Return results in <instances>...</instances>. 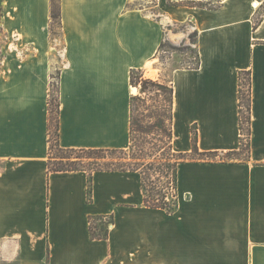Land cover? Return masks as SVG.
Here are the masks:
<instances>
[{
  "label": "crops",
  "instance_id": "0c3cea01",
  "mask_svg": "<svg viewBox=\"0 0 264 264\" xmlns=\"http://www.w3.org/2000/svg\"><path fill=\"white\" fill-rule=\"evenodd\" d=\"M52 8L0 0V264H264V0H59L55 36ZM193 31L198 67L161 49ZM133 68L173 85L176 151L194 132L202 151L240 149L251 71L248 159L181 162L172 213L145 204L139 171H95L89 201L86 171L49 170L55 73L60 145L128 148ZM92 215L113 217L107 238Z\"/></svg>",
  "mask_w": 264,
  "mask_h": 264
},
{
  "label": "trees",
  "instance_id": "16d2710c",
  "mask_svg": "<svg viewBox=\"0 0 264 264\" xmlns=\"http://www.w3.org/2000/svg\"><path fill=\"white\" fill-rule=\"evenodd\" d=\"M195 3V2H191ZM195 4L215 7L212 3L196 2ZM259 20H256L258 24ZM60 26L59 0H53L51 15V33ZM194 44L197 40V31L190 34ZM168 46L178 49L171 42H162L161 49ZM166 50V49H165ZM197 63L191 67H198ZM130 83L138 88L137 94L131 95V128L130 146L127 148H65L60 145V112L61 99L59 87V71L53 77L48 97V133H49V170L76 171L83 170L89 174L88 200H92L93 174L100 170H135L142 174V187L145 194V204L150 207L166 209L172 213L177 204V169L178 165L186 160H247L250 154L252 132V78L251 71L241 72L239 76V113L241 130V147L239 150L228 152L202 151L197 144V137L193 134V148L191 151H176L173 145L174 120V87L162 79L146 77L143 70L133 68L130 72ZM135 90V89H134ZM137 90V89H136ZM135 90V91H136ZM162 102V104H161ZM163 105V110L160 106ZM137 106L143 107L142 116L154 118L151 124H140L135 116ZM146 112V114H144ZM141 133V134H138ZM160 135L163 138H160ZM58 148L64 153L57 161L51 162V152ZM162 150V151H161ZM150 171L158 172L168 178V182L159 185L149 180ZM148 172V173H147ZM153 172V173H154ZM171 173V178L169 174ZM107 218V220L105 219ZM90 220V234L93 239L107 238L113 217L105 215H92Z\"/></svg>",
  "mask_w": 264,
  "mask_h": 264
},
{
  "label": "rangeland",
  "instance_id": "374dc122",
  "mask_svg": "<svg viewBox=\"0 0 264 264\" xmlns=\"http://www.w3.org/2000/svg\"><path fill=\"white\" fill-rule=\"evenodd\" d=\"M175 28L177 29V30H180V29H182L183 28V26L182 25H180V26H175ZM2 28H1V25H0V40L2 39V36H3V32H2V30H1ZM58 27H56L55 28V34H52V35H56V34H58ZM191 34V33H190ZM4 37H5V34H4ZM167 43V45H168V41L166 42ZM172 43V42H171ZM1 44H2V41H0V56H1V54H2V51H1ZM174 44V43H173ZM174 45H176L177 46V48L178 49H172V48H169L168 46H165L164 47V50L165 51H168V53H174V54H177V55H180V56H182V61H181V63L183 64V65H185V66H192V65H195L196 63H197V59H198V57H197V53H196V51H197V49H196V47L194 46V44L192 43V41H191V39H190V35H189V38H187V39H184L183 41H181L180 43H178V44H174ZM167 54L165 53V52H161V54L159 55L160 56V58H161V61L162 62H166L167 61V56H166ZM57 75V73H55V76ZM135 85H132V89H131V91L133 92V94H137L138 92H139V90H136L135 88ZM136 91H135V90ZM161 104H162V102H161ZM163 105H161L160 106V110H163V107H162ZM144 111H143V107H141V106H137V110L135 111V116L137 117V118H139V122H140V124H142V125H144V126H147V125H149V124H151V122H153L154 121V118H147L146 116H142V113H143ZM144 114H146V112L144 113ZM138 134H141V133H138ZM160 138H163V136L162 135H160ZM128 149V148H127ZM162 151V150H161ZM62 153H64V151H62V150H60V149H58V148H54L53 150H52V152H51V157H52V159H51V162L53 163L54 161H57L58 159H59V156H62ZM154 171H150V178L148 179V178H146V181H147V183H149V180H154L155 182H157L159 185H162V184H164V183H166V182H168V178H166L165 176H161V175H159V173L157 172H154ZM148 173V172H147ZM169 177L171 178V173L169 174Z\"/></svg>",
  "mask_w": 264,
  "mask_h": 264
},
{
  "label": "water",
  "instance_id": "95a60500",
  "mask_svg": "<svg viewBox=\"0 0 264 264\" xmlns=\"http://www.w3.org/2000/svg\"><path fill=\"white\" fill-rule=\"evenodd\" d=\"M134 88L138 90V88H137V87H134Z\"/></svg>",
  "mask_w": 264,
  "mask_h": 264
},
{
  "label": "built area",
  "instance_id": "2783aa9c",
  "mask_svg": "<svg viewBox=\"0 0 264 264\" xmlns=\"http://www.w3.org/2000/svg\"><path fill=\"white\" fill-rule=\"evenodd\" d=\"M107 220V218H105Z\"/></svg>",
  "mask_w": 264,
  "mask_h": 264
}]
</instances>
